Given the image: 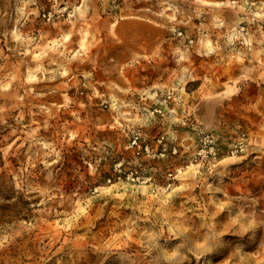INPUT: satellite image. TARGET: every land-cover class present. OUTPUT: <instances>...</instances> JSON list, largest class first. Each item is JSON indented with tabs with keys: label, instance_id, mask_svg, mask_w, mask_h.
<instances>
[{
	"label": "rangeland",
	"instance_id": "1",
	"mask_svg": "<svg viewBox=\"0 0 264 264\" xmlns=\"http://www.w3.org/2000/svg\"><path fill=\"white\" fill-rule=\"evenodd\" d=\"M0 264H264V0H0Z\"/></svg>",
	"mask_w": 264,
	"mask_h": 264
},
{
	"label": "bare ground",
	"instance_id": "2",
	"mask_svg": "<svg viewBox=\"0 0 264 264\" xmlns=\"http://www.w3.org/2000/svg\"><path fill=\"white\" fill-rule=\"evenodd\" d=\"M113 100H116V98L114 97Z\"/></svg>",
	"mask_w": 264,
	"mask_h": 264
}]
</instances>
